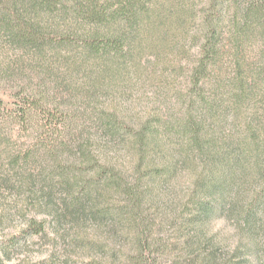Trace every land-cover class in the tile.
<instances>
[{"label": "trees", "instance_id": "obj_1", "mask_svg": "<svg viewBox=\"0 0 264 264\" xmlns=\"http://www.w3.org/2000/svg\"><path fill=\"white\" fill-rule=\"evenodd\" d=\"M120 74L122 96L150 89L152 105H107ZM96 146L131 155V175ZM0 167L28 206L64 195L77 220L124 219L139 263L140 209L184 178L193 220L237 228L225 264H264V0H0ZM45 230L32 218L21 236Z\"/></svg>", "mask_w": 264, "mask_h": 264}, {"label": "rangeland", "instance_id": "obj_2", "mask_svg": "<svg viewBox=\"0 0 264 264\" xmlns=\"http://www.w3.org/2000/svg\"><path fill=\"white\" fill-rule=\"evenodd\" d=\"M57 78L51 75L47 80L56 86ZM115 80L105 103L115 106L120 114L121 108L132 114L152 105L150 89L130 88L126 98L121 95V74ZM59 91L65 97L70 95L63 87ZM5 99L14 107L9 98ZM68 99L77 104L74 107H80L77 109L80 123L94 121L93 116H84L90 113V110L84 112L88 106L85 99ZM94 150L103 161L114 163L124 174L131 175L134 167L131 155L115 148L100 150L96 146ZM3 173L7 171L0 167V264H203L211 253L216 256L212 263H232L238 234L235 224L222 217L204 223L193 220L195 210L188 199L189 188L184 178L158 189L155 198L144 202L140 209V223L135 231L143 233L146 253L145 263H139L131 259L139 253V246L124 219L121 225L110 220H77L64 213L61 200L64 195L55 196L51 203L43 200L38 205L28 206L26 189L5 188L1 180ZM42 186L45 185L42 183ZM109 202L125 205L124 197L118 194H112ZM20 210L24 212L19 213ZM32 218L44 221L45 232L21 236ZM14 239L15 244L5 254L3 247Z\"/></svg>", "mask_w": 264, "mask_h": 264}]
</instances>
